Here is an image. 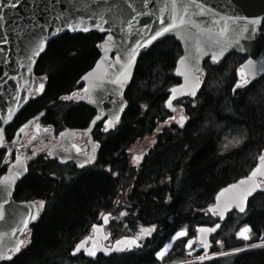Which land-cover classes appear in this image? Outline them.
Instances as JSON below:
<instances>
[{
    "label": "trees",
    "instance_id": "16d2710c",
    "mask_svg": "<svg viewBox=\"0 0 264 264\" xmlns=\"http://www.w3.org/2000/svg\"><path fill=\"white\" fill-rule=\"evenodd\" d=\"M101 39L86 32L65 33L49 41L34 68L47 78L44 91L17 118L39 107L48 116L59 113L58 97L91 66ZM180 55L172 37L139 51L123 94L120 123L101 146L98 160H109V171L95 167L51 173L44 163L17 182L14 199H41L45 204L23 236L24 246L11 259H0V264H264V190L247 200L244 212L227 213L210 237L208 254L187 255L196 245L195 227L217 221L206 211L217 191L245 176L264 148V74L233 91L245 56L231 52L217 62L205 59L196 96L173 102L176 111L187 117L179 127L164 101L166 89L179 82L173 70ZM82 112L81 107L71 108L63 119L81 124ZM145 137L152 142L136 164L128 148ZM234 138L240 143H230ZM1 156L0 151V162ZM121 204L125 215L120 213ZM105 212L111 213L107 228L112 238L135 234L142 227L155 229L142 237L140 248L92 259L81 253L71 256L77 241L91 233ZM245 226L250 229L248 238H239L237 233ZM181 229L186 235L170 243L157 259L156 253ZM189 240L193 243L187 248Z\"/></svg>",
    "mask_w": 264,
    "mask_h": 264
},
{
    "label": "water",
    "instance_id": "95a60500",
    "mask_svg": "<svg viewBox=\"0 0 264 264\" xmlns=\"http://www.w3.org/2000/svg\"><path fill=\"white\" fill-rule=\"evenodd\" d=\"M182 2L190 3V0H182ZM13 3H15V0H13ZM7 5L8 0H0V136H2V139L4 138V130L12 123L14 117L30 99L35 97L32 95L29 98L28 93L34 83L33 72L37 59L44 53L49 41L65 33L73 35L95 32L102 36V39L97 44V59L91 68L78 79L82 87L80 90L81 94L77 95L82 99L87 96V104L94 107L101 115H109L110 118L115 117L119 113L120 117L123 110L120 108V104L125 102L123 93L132 76L122 90L118 85L111 83V81L116 79L121 63L127 58V54L136 45V42L140 41L143 43L145 38H150V36L154 35V31L159 30L162 20L168 19L172 11V0H20V3L15 8ZM201 8L203 11H201ZM161 9H163V13H161ZM177 15H184L185 18L190 16L196 22L200 31H197V28H194L191 24L180 25L178 32L166 33L162 38H157L151 43L172 37L181 48V55L176 60L173 70V74L179 79V83L170 86L166 90L167 98L164 102L165 107L172 112V117L174 116V107L172 105L174 100L185 96L194 97L182 87L186 85V76L189 81L193 82L198 78L202 85V74L204 72L202 63L205 59L217 62L231 52H236L246 57L236 71L238 80L235 82L233 90L238 81L248 79L249 83H251L264 74V70H262L264 68V28L259 29L264 18V0H250V3H246L242 9L235 0H200L199 7L190 6L187 12H183L179 8L178 3ZM98 16L101 19H97ZM256 16L260 17L261 22L252 25L250 21ZM168 22H171L170 19H168ZM68 24H71L72 27H68ZM77 24H79V27L76 26ZM145 25L149 27H145ZM253 28L256 29L255 32L252 31ZM187 32L193 34L191 40L186 38ZM33 37L37 38V42L40 37H43L45 41L44 49L35 56H32V46L29 45V40ZM109 37L111 39L106 45L105 41ZM198 43L202 53L197 61L195 56ZM151 44L137 50L133 71L139 50L145 49ZM186 53L190 54L192 58L180 66V72L178 73L176 71L177 61L181 56H185ZM213 55L217 56L215 61L212 59ZM29 56H32L31 60L28 59ZM117 56L121 57V63L116 62ZM93 69L96 71L93 72ZM254 71L255 74H253ZM101 76L104 78L103 81L98 79ZM35 80L37 83H42L45 77L37 75ZM86 87L89 89L87 92L84 91ZM173 88L177 90V94L171 100L172 107L170 108L167 106L166 101L173 95L171 92ZM180 116L177 117L178 120ZM28 126L29 122L18 129L10 143L11 145L19 139L18 135L23 134ZM72 133V130H66L64 135H71ZM10 144H8V147ZM259 155L254 166L245 176L221 189H227L228 185L235 184L237 181L247 177L252 169L260 163ZM24 159L25 156L21 158L19 166L16 165L0 176H8L15 171L21 172V175L13 179L7 187L0 184V253L4 254V257L0 259L3 260L7 259V256L12 257L18 253H13L11 251L12 248L15 246L16 241H23L21 235L35 222L42 210V208H39L36 218L34 220L29 219L27 226H23V220L29 216V212L32 210L30 207L31 202L41 201H17L13 199L14 187L25 173ZM60 161L64 162L66 159H60ZM76 163L80 165L83 160ZM254 181L255 183H260L261 187L255 189L245 199L244 207H246L247 200L254 193L264 190V176L258 174ZM221 189L217 191L213 203L209 205L212 206V210H209V206L206 207L207 213L214 215L217 222L213 225L201 224L195 227L197 246L191 251L193 253L203 252L208 254L210 237L218 232L227 213L231 211L242 213L235 204H232L231 207L227 206L234 190L221 193ZM217 194H220L219 200L217 199ZM105 215L108 217L107 222L104 215H102L101 222L94 224L98 225L99 228L94 230L92 227L91 234L77 241L73 247L74 249L86 237H94L95 242L102 245V247L97 248L96 255H88L85 250L86 248H91L94 242L89 239L79 251L74 253L72 249L70 252L71 256L81 253L84 257L92 259L98 254L107 256L119 254L132 248H140L142 240L141 230L136 235L120 236L113 240L110 246H107L106 242L110 238V233L105 232V226L108 224L110 214L105 213ZM22 227L23 231H20L19 229ZM204 227L215 228V231L206 234L207 249L200 242L199 238L202 234L197 231L198 228ZM13 229L17 231L14 232ZM123 238L137 239L135 244L127 247ZM117 241H121L118 246L116 244ZM105 249L111 250L106 252ZM191 252H188L187 255H190Z\"/></svg>",
    "mask_w": 264,
    "mask_h": 264
},
{
    "label": "flooded vegetation",
    "instance_id": "af4514ba",
    "mask_svg": "<svg viewBox=\"0 0 264 264\" xmlns=\"http://www.w3.org/2000/svg\"><path fill=\"white\" fill-rule=\"evenodd\" d=\"M97 57L98 55L93 60V63ZM91 66L88 69H90ZM82 74H80L79 77ZM35 75H38V73L34 71V76ZM79 77L74 82L73 86L66 92L61 93L58 97V110L61 109L59 113L56 111L48 116L46 109L39 107L33 112L31 111L27 114L24 112L18 118V114L14 117L12 122L15 121V118L16 122H14L11 128H6L0 146V151L2 152L0 175L5 173L9 168L12 169L17 165L18 156L21 158L25 156V173L23 177L30 169L36 168L44 163L46 164L45 169H48L51 173L55 171L69 173L72 171L89 170L95 167H102L106 171H109V160L99 162L98 158L102 144L116 132V127L120 123L122 113L119 120L115 121L114 126L105 131L104 121L109 119V115H101L94 107L88 105L86 102L88 99L87 96H85L84 99L78 97L77 94H80L82 87L78 82ZM46 82L47 78L42 83H34L32 90L29 92V96L35 95L36 97L30 99L26 105L40 96L44 91ZM41 84H43L44 87L37 92V88H39ZM69 95L71 97H69ZM65 97H67V99H65ZM24 107L19 112H21ZM79 107L83 110V112L80 113L82 123L78 125L68 124L66 120L63 119V115H65L64 112L71 108ZM97 117H99V119H96ZM27 122H29V126L25 129L23 134L18 135L19 139L11 145L10 143L14 139L18 129ZM66 130H72L73 133L71 135L66 134V136L64 135ZM62 133L63 135H61ZM8 144H10V149ZM94 145H96L95 148L93 147ZM91 156H94L95 159H92L90 163H84L85 159ZM120 156L122 158V151ZM60 159H66V161L61 162ZM81 160H83V163L77 165L76 162H80ZM47 164L50 167H47ZM120 213H123V215L126 214V207L124 204H121ZM106 231H108V229H106Z\"/></svg>",
    "mask_w": 264,
    "mask_h": 264
},
{
    "label": "snow or ice",
    "instance_id": "6c2138e0",
    "mask_svg": "<svg viewBox=\"0 0 264 264\" xmlns=\"http://www.w3.org/2000/svg\"><path fill=\"white\" fill-rule=\"evenodd\" d=\"M236 3L239 4V6L241 7V9L244 7V5L246 3H250V0H235ZM20 3V0H15V3H13V0H8V5L10 7L15 8L17 4ZM178 3H179V8L183 11V12H187L190 6H196L199 7L200 5V0H190V3H184L182 2V0H172V11L168 17V19H170L171 22H168V19L162 20L160 26H159V30H155L154 31V35L150 36V38H145L143 40V43H141L140 41L136 42V45L131 49V51L127 54V58L121 63V57L117 56V63H121V67H120V71L119 74L116 76L115 80H112L111 83H114L116 85L119 86V88L122 90L124 88V85L128 82V80L131 78L132 74H133V63L136 59V52L139 48L141 47H146L149 44H151L154 40H156L157 38H162L166 33H171L173 31H177L179 30V26L180 25H186V24H191L194 28H197L196 22L192 20V18L189 16L187 18H185L184 15H177V8H178ZM201 11H203V9L201 8ZM161 13H163V9H161ZM97 19H101V17H97ZM260 17L256 16L254 17L250 23L252 25H255L257 23H260ZM77 27H79V24L76 25ZM68 27H72L71 24H68ZM145 27H149L148 25H145ZM197 31H200V29L197 28ZM207 31V30H205ZM253 32L256 31L255 28L252 29ZM186 38L188 40H191L193 38V34L191 32H187L186 33ZM111 37H109L106 41L105 44L107 45L110 41ZM29 45L32 46V56L37 55L40 51H42L45 47V41L43 37L38 38V42H37V38L33 37L31 40H29ZM202 53V49L199 46V43L196 46V56L195 59L198 61L199 60V55ZM32 56H29L28 59L31 60ZM192 57L190 56V54L186 53L185 56H181L179 58V60L177 61V69L176 71L179 73L180 72V66L185 64L187 60L191 59ZM213 61H215L217 59V56L213 55L212 57ZM99 64V62H97ZM249 63H251V61H249ZM262 70H264V68H262ZM96 70L93 69V72H95ZM184 74V73H181ZM255 74V71L254 73ZM98 79H100L101 81H103V77H98ZM25 83H27V81H25ZM249 83L248 79H244L242 81H238L237 84L234 87V91L237 88H240L244 85H247ZM201 85V81L197 78L194 82L193 81H189L188 77L186 76V85L182 86L186 89L187 93L192 95V96H196V90L200 87ZM44 87L43 84H41L39 86V88H37V92H39L40 90H42ZM31 91V90H29ZM84 91H89V89L86 87L84 89ZM171 92L173 93L172 96L169 97V100L166 101V104L168 107H172L171 105V100L175 97V95L177 94V90L175 88L171 89ZM183 94V93H180ZM25 99H27V97H25ZM65 99H67V97H65ZM91 102H95V101H91ZM126 103V102H124ZM124 103L120 104V108L123 109L124 107ZM10 118V117H9ZM96 119H99V117H97ZM170 119H175V117H172ZM187 119V117L185 116H180L179 120L177 121L179 124L183 125L184 121ZM119 120V113H117L115 115V117H110L109 119L104 121L105 124V131H107L109 128L114 126L115 121ZM167 123V121L165 122ZM159 130V129H158ZM63 135V133L61 134ZM0 142H2V136H0ZM230 143L233 144H239L240 143V139L239 138H234L233 141H230ZM94 148L96 147V145L93 146ZM51 154V153H50ZM142 157L141 156H134L133 157V162L136 164H139L140 159ZM92 159H95L94 156L88 157L87 159H85L84 163H90V161ZM260 163H258L256 165L255 168L252 169V171L249 173V175L247 177H245L244 179L237 181L235 184H230L228 185L227 189H221V193H224L226 191H230V190H234L233 194L231 196V199L228 202V207H231L232 204H235L239 210L241 212L245 211V207L244 205V201L245 199L250 196L252 194V192L255 189H258L261 187L260 183H255L254 178L259 174L264 176V150L261 151L259 157H258ZM20 160L21 157H17V166H19L20 164ZM83 166V165H81ZM11 167V166H10ZM115 175V173H113ZM21 175L20 171H15L13 172L11 175L5 176V177H0V184L5 185V187H7L11 181L13 179H15L16 177H19ZM250 185H253L250 187ZM220 198V194H217V199L219 200ZM45 202L43 200L38 201V202H31V211L29 212V216L27 218H25L23 220V226L26 227L28 220L29 219H35L38 209L39 208H43ZM209 210H212V206H209ZM104 215L105 221L107 222V215ZM123 215V213H122ZM94 230L98 229L99 226L98 225H93L92 226ZM218 227V225H217ZM155 226H151L150 228H141L140 231V235L142 236H147L150 235L152 231H154ZM20 231H23V227L21 229H19ZM13 231H17L16 229H13ZM197 231L199 233H201L202 235L200 236V242L203 243L204 248L207 249L208 247V243H207V233H211L213 231H215V228H209V227H204V228H198ZM250 231V229L248 228V226H245L243 229H241L240 232L237 233L238 236H243L245 239H247V233ZM186 235L185 230L181 229L179 231H177L175 233V235L172 237L173 240H176L178 237H183ZM92 239L94 242L91 246V248H86L85 250L87 251L88 255L91 256H95L96 255V250L98 247H102V245H99L98 243L95 242V238L94 237H86L85 240L81 241L79 244L76 245V247L73 249V252H77L79 251L82 247L85 246L86 242ZM124 241H126V246L127 247H131L133 244L136 243V239L137 238H123ZM26 243V241H22V240H18L16 241L15 246L12 248V252L16 253L19 252L21 249V246L24 245ZM193 243V240H189L188 241V245L190 246ZM216 243H220V241H216ZM117 246L121 244V241H117L116 242ZM115 247V246H114ZM169 247V245H165L164 248H162L159 252L156 253L157 257H161L163 256L164 252L167 250V248ZM111 249H105V251H110ZM4 254L0 253V258H3ZM6 258L11 259L10 256H7ZM198 259H204V257H198Z\"/></svg>",
    "mask_w": 264,
    "mask_h": 264
},
{
    "label": "rangeland",
    "instance_id": "374dc122",
    "mask_svg": "<svg viewBox=\"0 0 264 264\" xmlns=\"http://www.w3.org/2000/svg\"><path fill=\"white\" fill-rule=\"evenodd\" d=\"M151 138L150 137H145L142 139H139L137 141H135L129 148H128V153L130 154L129 157H133L134 155H139L140 153H142L147 147L148 145L151 143ZM244 227H242L241 229H243ZM241 229L239 230V232L241 231ZM174 236V235H173ZM238 236V235H237ZM239 238L245 239L243 236H238ZM247 237H248V233H247ZM180 238V237H178ZM264 242H262L261 244H263ZM167 245H169L170 247V243H168ZM191 246V245H190ZM190 246L188 245V243L186 244L187 248H190ZM169 247L167 248V250L164 252L163 256L165 255V253L168 251ZM164 248V246H163ZM161 250V249H160ZM159 250V251H160ZM158 251V252H159ZM163 256L161 257H157V259H161Z\"/></svg>",
    "mask_w": 264,
    "mask_h": 264
},
{
    "label": "bare ground",
    "instance_id": "6f19581e",
    "mask_svg": "<svg viewBox=\"0 0 264 264\" xmlns=\"http://www.w3.org/2000/svg\"><path fill=\"white\" fill-rule=\"evenodd\" d=\"M18 114H19V113H18ZM101 207H103V205H102Z\"/></svg>",
    "mask_w": 264,
    "mask_h": 264
}]
</instances>
